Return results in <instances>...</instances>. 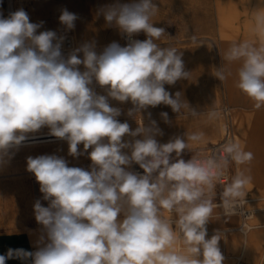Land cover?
<instances>
[{
	"label": "clouds",
	"instance_id": "obj_1",
	"mask_svg": "<svg viewBox=\"0 0 264 264\" xmlns=\"http://www.w3.org/2000/svg\"><path fill=\"white\" fill-rule=\"evenodd\" d=\"M158 11L153 0L102 7L98 15L108 26L129 38L143 32L147 39H129L126 46L113 42L99 53L95 41L87 42L67 57L61 51L64 36L52 30L37 34L43 21L30 22L22 8L7 18L0 14V164L12 158L10 149L18 150L29 133L45 126L50 136L68 142L70 156L87 152L92 162L85 170L69 167L56 155L27 158V171L49 202L47 207L40 200L34 204L42 234L35 251L9 248L0 264L8 259L31 264H223V233L206 239V225L218 218L217 208L226 217L241 214L255 157L234 139L208 149L203 131L159 143L155 137L164 132L151 112L144 123L142 111L161 104L185 119L223 118L214 106L198 113L181 92L173 97L165 89L190 80L191 73L185 71L180 48L170 43L160 47L158 41L167 35L153 26ZM77 19L67 9L59 16L66 30L74 29ZM222 59L225 63L212 74L224 82L233 76L229 66L238 64L234 86L256 110L264 108V6L250 11L248 36L233 41ZM94 82L106 95L95 91ZM109 98L131 102L127 115L136 119L134 130L117 119L121 110L110 106ZM160 116L171 124L167 112ZM185 150L194 153L187 161ZM133 164L143 174L130 170ZM233 164L235 174L221 183ZM218 184L223 187L219 205L214 203Z\"/></svg>",
	"mask_w": 264,
	"mask_h": 264
},
{
	"label": "rangeland",
	"instance_id": "obj_2",
	"mask_svg": "<svg viewBox=\"0 0 264 264\" xmlns=\"http://www.w3.org/2000/svg\"><path fill=\"white\" fill-rule=\"evenodd\" d=\"M2 1L5 2V0ZM48 1L52 2L53 5L49 11L46 7L41 8L36 5L34 3L35 0H31L26 6L30 22H44L43 26L37 30V34L43 30L52 28L66 30L65 26L59 22V16L63 9H67L69 12L78 16V19L75 21V28L67 30L73 33L76 47L78 48L83 45V40L86 38L87 42L95 41L96 51L98 53L102 52L105 47L113 42L119 44L123 37V34L118 28L115 26H108L104 16L102 14L98 15L99 10L104 6L115 3L133 2V0ZM230 1L236 8L238 16L236 25H234V27H229L231 31H235V37L231 38L233 42L242 40L248 36L250 11L262 7L264 4L261 3V0ZM153 3L159 9L156 16L153 17V26L164 28L165 34L167 35L162 37L161 41H158L160 47H167V44L170 43L180 48V51L183 53L182 59L184 61L185 71L191 73L190 80L182 79L177 81L174 85L166 84L165 89L169 91L173 97L176 92H181L183 98L186 99L190 106L195 108L198 113L203 112L204 110L207 111L208 107L214 106L221 110L223 117V109L225 107L233 109V103L230 101L228 81L221 82L212 74L214 67H219L225 63L222 59L224 53L223 41L220 38L219 33L220 26L215 0H153ZM4 5H6V3H4ZM4 13L5 12H3V14ZM193 36L195 37V41L192 40ZM135 37L137 40L141 41L147 39L146 34L143 32L135 34ZM79 58H83V53H79ZM237 67L238 64L236 63L235 66L230 67L234 79ZM94 87L95 91H97L95 84ZM238 93L239 97L246 98V96L239 90ZM115 104L121 110V115L118 119H122L121 121L129 123L130 128L134 130L137 127L136 119L127 115L128 110L133 107L131 102L128 101L121 103L115 100ZM147 112H151L152 119L157 121L159 128L164 132L163 136L155 137L159 143H167L175 136L183 138L187 131H203L206 134L210 127H219L221 122L224 123V117L221 120L214 122H208L204 116L197 118L189 117L185 119L183 115L179 116L178 113H174L170 106L161 104L155 108L150 106L146 111H142L141 115L145 117L144 123L146 125L148 124ZM161 112L168 113V118L171 121V124H166L164 122L160 116ZM231 112L234 113L233 110H231ZM41 129L38 132L46 131L43 130L44 128ZM220 136L221 135L218 133L217 137L220 138ZM136 138L139 139L140 137ZM131 139L132 138L130 137H124V140ZM209 140L210 139H208V141ZM210 145L211 144H208V146ZM68 149V142H42L34 146H20L18 150H9L10 153H14L12 158L10 160L5 158V163L0 164V191L3 192V196H6L4 197V201L7 199L14 203L12 208L13 213L16 214L18 212L15 205L19 200V196L13 192L16 188V183L21 180H26V184L32 192L31 181L34 174L27 171L28 157L36 158L40 155H56L64 158L69 167H81L83 169L90 168L92 163L87 152L84 156L72 157L68 154ZM78 150L83 151L82 144L78 145ZM124 150L122 151H129L127 149ZM256 150L258 152L255 153L254 156L257 157L258 162L257 164H252L250 166L254 172L260 167V165H263L261 159H264V147L258 146ZM90 151L91 149L88 150V152ZM172 155L175 156L174 153ZM193 155V152L185 150L182 153V158L191 157ZM78 163H84V165L77 166L76 164ZM247 192L245 198H254L264 195V192L262 193L257 190V187L248 189ZM254 204L264 206V201L255 202ZM16 215L19 218V215ZM7 222L8 220L5 217H2L0 211V241L4 242L5 240H9L11 244L19 243L16 242V239L19 234L23 235L24 232L22 229H25L26 232L30 231L28 230L29 228L37 229L34 216L28 218L23 226H17V230L19 229V231L15 233L9 231L10 228ZM19 248L21 247H18L17 249ZM258 255L261 256V253H258ZM242 261L247 262L246 260ZM236 262L237 260H234L233 264Z\"/></svg>",
	"mask_w": 264,
	"mask_h": 264
},
{
	"label": "bare ground",
	"instance_id": "obj_3",
	"mask_svg": "<svg viewBox=\"0 0 264 264\" xmlns=\"http://www.w3.org/2000/svg\"><path fill=\"white\" fill-rule=\"evenodd\" d=\"M30 1L31 0H6L3 2L0 0V14L4 16L21 8L27 12L26 6ZM4 3H6V5H4ZM34 3L41 8H48V11L53 7L52 2L48 0H35ZM215 3L220 26L219 33L220 38L223 41L224 52L230 46L232 42L231 38L235 37V31H231L229 27H234V25H236L238 18L237 10L230 0H215ZM3 12L5 13L3 14ZM86 40L87 39L85 38L83 43H87ZM75 48H77L76 41L74 45V49ZM232 66H235V63L230 65V67ZM79 67L81 71L84 70L83 65ZM234 80L235 79L232 76L227 79L230 101L233 103V109L231 110H233L234 113L231 112V114L235 129L236 141H239L244 146L246 151H251L253 154H255L258 152L256 150L258 146L264 147V108L256 110L253 107L252 102L247 97H239L238 89L234 86ZM100 95H106V92L101 91ZM109 104L112 107L118 108L114 99L109 98ZM121 120L119 121L123 123L124 121ZM42 128H44L43 130L46 131L28 134V140H26L22 146H34L42 142H67L66 140H60L56 137L50 136L48 134L50 132L48 127L45 126ZM223 131V122H221L219 127H210L205 134L207 139H210L208 144H216L219 142ZM218 133L221 135L220 138L217 137ZM254 157L255 158L252 161V164H257L258 159L256 156ZM261 160L263 165H260V167L257 168L255 172L253 171L252 167H250L252 181L247 186V190L257 187V190L262 193L264 192V159ZM76 165L82 166L84 163H78ZM228 171L230 176L234 175L236 166L234 164L230 165ZM219 188H222V186L218 184L216 186V190ZM13 192L19 196V200L15 205L18 211L16 214L19 215V218L15 213L12 212L14 203L7 199L4 201V197L6 196H3V192L0 191V211L2 213V217H5L8 220L7 223L11 233L19 231V229L17 230V226H23L28 218H32V216H34V201L32 199L33 194L31 189L26 184V180L18 181ZM245 200H248V205L245 207V209H247L246 211L250 212L248 214V218H245L242 213L240 215L226 217L223 214L222 208H217L216 212L219 214L218 218L211 219L208 223L209 234H207L206 239H210L211 236L217 231L223 233V237L219 241L220 250L225 257L223 264H233L234 260H237V262L246 260L249 264H262L264 260V206L254 204L255 202L264 201V195L254 198H245ZM214 203L218 204L217 202ZM41 229V225L37 226V229L29 228L28 230L30 231L27 232L25 229H22L24 233L23 235L19 234L17 236L16 242H19L26 248H31L33 251H35L36 242L39 239V236L42 234ZM8 242L10 241H0V248L7 246ZM0 252L2 251L0 250ZM258 253H261V256L258 255ZM237 262L235 264H237Z\"/></svg>",
	"mask_w": 264,
	"mask_h": 264
},
{
	"label": "built area",
	"instance_id": "obj_4",
	"mask_svg": "<svg viewBox=\"0 0 264 264\" xmlns=\"http://www.w3.org/2000/svg\"><path fill=\"white\" fill-rule=\"evenodd\" d=\"M8 16H9V14L4 15L3 17L7 18ZM47 30L55 31L57 33L58 37L59 36L65 37V39L62 43L61 51H62V54H64L65 57H67V55L74 49V45H75V39H74L73 33L71 31L54 29V28L47 29ZM43 31H46V30H43ZM129 39H136L135 34L131 38H129L126 34H123L122 40L119 44L121 46H126L129 43ZM94 84H95V82H94ZM95 86L97 89L96 92L98 94H100V92L104 90L101 87H99L98 85H95ZM223 117H224V131H223L222 137L220 138L219 142H217L216 144H211L210 146H208V149L218 147L220 144L224 143L226 139L236 140L235 129H234V125L232 122L231 109L229 107H225L223 109ZM191 157H186L183 159L185 161H187V160L191 159ZM84 169L90 170V168H84ZM130 170L139 172L140 174H143V170L140 169L139 166L136 164H133L131 166ZM227 175H228V179L223 180L221 183H228L229 182V180L231 178L229 171H228ZM31 186H32V194H33L34 204L37 200H40L42 206L47 207L49 202L43 200V193H41L39 190L40 185L36 181L35 176L32 178ZM222 191H223V187L216 190V196L214 197V202H217L218 204H220L222 202L221 201ZM247 205H248V200H245V203L241 206V213L245 218H248V214L250 213V212L246 211L247 209H245V207H247ZM34 220H35V216H34ZM35 222H36V220H35ZM36 224H37V226H39V224L37 222H36ZM206 228H207V234H209L208 224L206 225ZM237 264H248V263L244 262V261H239V262H237Z\"/></svg>",
	"mask_w": 264,
	"mask_h": 264
},
{
	"label": "crops",
	"instance_id": "obj_5",
	"mask_svg": "<svg viewBox=\"0 0 264 264\" xmlns=\"http://www.w3.org/2000/svg\"><path fill=\"white\" fill-rule=\"evenodd\" d=\"M10 242H8L9 244ZM18 247H21L23 248L24 250H27V251H33V249L31 248H26L24 245L20 244V243H12V244H9L8 246H5V247H1L0 250L2 252H0V255H5L7 253V250L9 248H12V249H17ZM6 264H31V260L27 261V262H23L19 259H8L6 261ZM264 264V262L262 263Z\"/></svg>",
	"mask_w": 264,
	"mask_h": 264
}]
</instances>
